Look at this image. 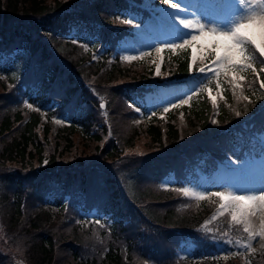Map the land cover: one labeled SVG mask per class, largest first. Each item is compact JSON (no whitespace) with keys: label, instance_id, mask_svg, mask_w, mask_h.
<instances>
[{"label":"trees","instance_id":"obj_1","mask_svg":"<svg viewBox=\"0 0 264 264\" xmlns=\"http://www.w3.org/2000/svg\"><path fill=\"white\" fill-rule=\"evenodd\" d=\"M144 1L0 0L1 239L23 264H264V249L182 260V244L212 254L248 234L218 214L219 198L176 191L264 151V73L252 89L245 73L253 103L222 74L221 89L210 79L189 104L148 114L150 97L203 74L189 70L191 48L165 50L160 76L121 59L120 43L158 15ZM206 88L220 91L216 107ZM15 262L0 243V264Z\"/></svg>","mask_w":264,"mask_h":264},{"label":"snow or ice","instance_id":"obj_2","mask_svg":"<svg viewBox=\"0 0 264 264\" xmlns=\"http://www.w3.org/2000/svg\"><path fill=\"white\" fill-rule=\"evenodd\" d=\"M163 3L176 10L170 13V20L177 36L175 41L166 42L162 47L154 49L157 57L166 49L175 52L177 49L192 48L190 71L193 70V66H196V70L203 74L204 80L216 78L215 87L218 90L221 89L220 76L222 74L225 77L230 76L228 82L231 84L233 96L237 100L243 99L253 103L249 96L244 94L245 73L250 71L255 74L254 80L247 82L249 89H252L254 83L259 80L260 73H264V0H215L205 6L202 16L193 18L181 16V13L186 12V9L181 6V0H176L174 3L171 0H163ZM118 20L123 24L131 23L128 19L118 18ZM148 55L151 53H141L140 56H123L121 59L131 62ZM206 61L209 63L206 64ZM152 62L156 67L155 75L160 76V63L156 59H153ZM257 63L262 66L259 72L256 68ZM259 89L264 90V80H259ZM204 90L208 91L213 107H216L220 91H217L216 95H211V88L201 89V91ZM253 95H255V90H253ZM100 99L103 101V97ZM191 99L192 96L180 99L178 104H171V107L176 108L189 104ZM261 99H264V93H262ZM25 106L33 109V105L30 103H26ZM99 106L104 109L105 103L101 102ZM33 110L39 111L38 108ZM245 110H247V106ZM135 111L139 112L140 109L136 108ZM163 111L168 112L169 108L165 107ZM241 114L240 111H235L236 117ZM152 115L155 113L153 112ZM61 122L60 119L54 120L56 124ZM211 122L217 123L215 119ZM43 163L47 165L48 160L45 159ZM176 191L181 192L184 197H192L197 200H204L208 196L219 198L220 215L225 212L230 213L232 222L244 225L243 230L248 234L250 240L256 236L264 237V222H262L259 232H255L249 224V217L257 212H260L264 217V184L243 192L240 189L203 192L191 190L188 187H181ZM95 224L104 227L98 220L95 221ZM94 235L99 239L97 233Z\"/></svg>","mask_w":264,"mask_h":264},{"label":"rangeland","instance_id":"obj_3","mask_svg":"<svg viewBox=\"0 0 264 264\" xmlns=\"http://www.w3.org/2000/svg\"><path fill=\"white\" fill-rule=\"evenodd\" d=\"M213 2H215V0H181V6L186 9V12L181 13V16H188L189 18L202 16L205 6ZM144 6L157 12V17L148 19L144 23L137 25L135 34L131 35L128 39H126V41H122L120 43L119 52L123 56H140L141 53H151V55L144 56L143 58L137 60L143 61L146 68L156 70L155 64L152 62L153 59H156L157 62L160 63L161 69L165 62L164 57L166 56V53L164 51L159 57H157L154 49L156 47H162L166 42H172L176 40L177 32L171 25L170 20V13L176 10L171 9L162 1L157 2L156 0H145ZM129 19L135 21L137 18L132 16L129 17ZM207 63L209 62L206 61V64ZM200 79L203 84H199V80L174 84L162 90L160 95L150 97L146 103V107L148 109L147 113L149 114L151 111L159 110L160 108L164 109L165 107L171 106V104H178L180 99H186L192 94V92L198 91L201 87L208 85L207 81L204 80L203 77ZM212 79H214V81L216 80L214 77ZM204 83H206V85ZM231 165L232 169L222 168L213 176L201 175L199 179H196V181L188 184L186 187L190 188L191 190L203 192L227 191L230 189H240L241 192H243L246 189L258 188L261 184H264V151L261 152L260 156L253 157L247 155L243 161L238 162L234 160ZM238 194L240 193L238 192ZM188 198L195 199L192 197ZM213 199H216V197L208 196L206 198V200L211 201H213ZM64 200H67V198ZM217 204L220 205V203ZM4 212V208H1L0 206L1 248L6 255L11 256L14 261H16V264H23L21 261V256L17 252V250L20 251V249L15 248L12 244H8L6 240L2 241L1 239L3 234V229L1 228L4 227L5 224ZM228 214L230 215V213ZM262 222H264V217H262L260 212H257L255 215L249 217V224L255 232L260 231ZM241 226L244 229V225L241 224ZM238 244L240 251L243 254L251 256L253 253L260 252L264 249V237L256 236L251 240L247 238L245 242H238ZM252 249H255V251H252ZM237 250L238 249L236 248L232 251L236 252ZM232 251L223 246L219 247L218 256L223 259V262L226 263L232 258ZM181 254H185L187 256L192 255L193 247L184 246Z\"/></svg>","mask_w":264,"mask_h":264}]
</instances>
